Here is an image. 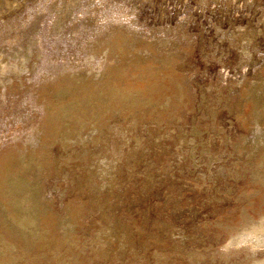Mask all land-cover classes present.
Segmentation results:
<instances>
[{
  "label": "rangeland",
  "instance_id": "obj_1",
  "mask_svg": "<svg viewBox=\"0 0 264 264\" xmlns=\"http://www.w3.org/2000/svg\"><path fill=\"white\" fill-rule=\"evenodd\" d=\"M261 216L264 0H0V264H255Z\"/></svg>",
  "mask_w": 264,
  "mask_h": 264
},
{
  "label": "bare ground",
  "instance_id": "obj_2",
  "mask_svg": "<svg viewBox=\"0 0 264 264\" xmlns=\"http://www.w3.org/2000/svg\"><path fill=\"white\" fill-rule=\"evenodd\" d=\"M243 212H245V211H243ZM259 219H258V221L253 220L254 221L253 222L251 220V222L245 223L244 229L239 232L238 237L236 239H233V242H235V240H237L236 242H238V241L241 242V240H245V241H249V242H252L254 244H257V245H263L264 246V216H261V219L260 220ZM249 220H247V222ZM240 228H242V227L240 226ZM234 235H236V234H234ZM253 261H255V260L253 259ZM251 262H252V260H251ZM255 262H256L255 264H264V258L261 260L259 259Z\"/></svg>",
  "mask_w": 264,
  "mask_h": 264
}]
</instances>
